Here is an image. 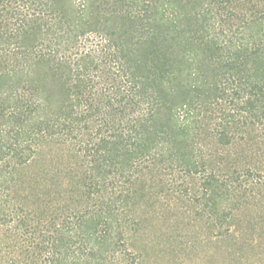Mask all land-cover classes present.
Instances as JSON below:
<instances>
[{
	"label": "trees",
	"instance_id": "trees-1",
	"mask_svg": "<svg viewBox=\"0 0 264 264\" xmlns=\"http://www.w3.org/2000/svg\"><path fill=\"white\" fill-rule=\"evenodd\" d=\"M0 264H264V0H0Z\"/></svg>",
	"mask_w": 264,
	"mask_h": 264
}]
</instances>
